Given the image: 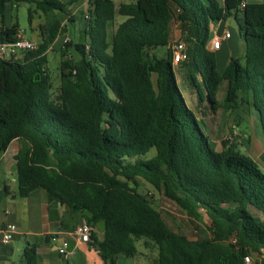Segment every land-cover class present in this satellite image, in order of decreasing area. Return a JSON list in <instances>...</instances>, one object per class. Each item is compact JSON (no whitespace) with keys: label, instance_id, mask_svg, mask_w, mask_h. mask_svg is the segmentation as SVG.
I'll list each match as a JSON object with an SVG mask.
<instances>
[{"label":"trees","instance_id":"1","mask_svg":"<svg viewBox=\"0 0 264 264\" xmlns=\"http://www.w3.org/2000/svg\"><path fill=\"white\" fill-rule=\"evenodd\" d=\"M77 1L0 0L1 16L8 3L28 2V22L36 12L45 19L34 49L0 59V154L19 140L18 195L42 189L68 212H82L92 227L101 223L106 264H116L119 255L134 257L138 240L155 252L153 264H246L247 255L264 264V172L234 143L219 151L210 146L179 88L169 47L176 20L198 100L212 113L251 107L264 132V3L132 0L116 8L113 0H89L82 39L60 49V84L52 96L46 52L62 30L58 14ZM116 14L124 19L108 40ZM229 17L238 25L243 54L230 56L219 72L209 40L212 25ZM18 33L17 22L2 26L0 41ZM68 48L77 56H67ZM151 148L155 153L144 158ZM259 159L264 164V150ZM138 178L192 220H201L203 210L208 231L191 238L172 229L138 191ZM37 247L27 242L19 261L0 264H37Z\"/></svg>","mask_w":264,"mask_h":264},{"label":"rangeland","instance_id":"2","mask_svg":"<svg viewBox=\"0 0 264 264\" xmlns=\"http://www.w3.org/2000/svg\"><path fill=\"white\" fill-rule=\"evenodd\" d=\"M127 1L132 0H123L122 2ZM122 2L116 1V8ZM88 6L89 0H78L75 4L68 7L69 13L58 14L63 23L62 30L46 52L47 67L52 83V96H55L60 84L59 62L62 58L60 49L64 48L63 38L68 36V42L70 41L72 43L78 42L82 39V31L86 22L83 14L87 11ZM29 8H33V4L28 2L8 3L4 7L2 16L0 15V27L8 26L17 22L19 26V33L38 43L40 40L38 25L45 19L41 13L36 12L32 15V21L29 23L27 19V10ZM70 18H72V20H70ZM123 19V16L116 14L114 19L108 23V40L111 39V35ZM225 23L226 26H229L233 31V40H237V43H242L238 33V25L234 18L229 17L225 20ZM174 41H184L181 37L178 22L176 20H172L170 23L169 47ZM184 45L185 50H187L185 43ZM210 48H212L211 45ZM165 50L166 47H163L156 50V52L161 55L165 52ZM68 54L73 57L77 56L72 48H68L67 56ZM173 67L178 78L177 82L182 95L187 105L194 112L200 127L207 133L210 146L214 150L219 151L223 146L225 147L228 144L234 143L240 152L246 153L252 157V159L257 162L259 168L264 172V164L259 159L260 152L264 150V132H262L260 128L255 111L251 107L247 108L246 106H240L238 108L228 109L218 108L216 113H212L207 106L204 107L203 103H199L197 94L187 77L185 61L181 60L176 64L173 63ZM180 84H182V86ZM225 85L226 83L222 82L218 89L217 98L220 101L223 99ZM154 153L155 149L151 148L145 154L144 158L151 157ZM138 184V191L145 194L151 200L152 204L161 212L164 219L172 229L180 233H185L191 238L198 237L202 230L206 232L208 231L210 220L203 210H200L202 217L201 220H192L173 201L166 198L160 191L155 189L148 182L138 178ZM260 217L264 219V214H260ZM97 227L101 228V223H97ZM17 241L19 246L25 244L23 237H18ZM136 247L140 251L147 252L146 255L148 257L146 264H153L151 258L154 256L152 254L154 251L149 252L146 250L143 247L141 240L136 242ZM21 252L16 251L12 260L19 261L21 258ZM255 259L256 256L251 255L247 264H255ZM119 264H132V258L122 256L119 260Z\"/></svg>","mask_w":264,"mask_h":264},{"label":"crops","instance_id":"3","mask_svg":"<svg viewBox=\"0 0 264 264\" xmlns=\"http://www.w3.org/2000/svg\"><path fill=\"white\" fill-rule=\"evenodd\" d=\"M251 1L264 3V0ZM226 29L230 30V37L223 38L219 48L211 46L216 56L219 72L223 70L230 56L237 57L243 54L242 43L233 40V31L229 26H226L225 21H217L212 25L210 45L212 37L221 35ZM19 146V140L13 139L6 150L0 154V192L2 193L0 199V229L6 222H14L17 226V232L9 243L3 244L0 235V254L8 258L4 261L12 260L16 251L21 252L25 244L19 246L17 239L23 237L25 243H36L38 245L37 264H57L61 258L56 252V244L61 239L68 237L70 264H106L100 255V228L93 227L94 237L86 242L70 235L72 228L84 218L82 212H68L63 205L53 202L42 189L26 197L18 195V175L14 156ZM3 186H7V193L2 191ZM146 253V251L137 249V254L130 257L132 258V264H146L148 257ZM152 254L155 255L154 252ZM122 256L117 257L116 264H119Z\"/></svg>","mask_w":264,"mask_h":264},{"label":"built area","instance_id":"4","mask_svg":"<svg viewBox=\"0 0 264 264\" xmlns=\"http://www.w3.org/2000/svg\"><path fill=\"white\" fill-rule=\"evenodd\" d=\"M114 3L116 1L122 2L123 0H113ZM243 6V4H242ZM84 18H89V13L86 11L84 14ZM230 37V30L226 29L221 35H215L211 39V46L213 48H219V46L222 44V39H226ZM69 40L68 36H65L63 38V42H67ZM37 43L34 40L28 39L23 34L18 33L16 38L11 41H0V59H9L13 56H16L18 53H20L23 50H30L34 49L36 47ZM171 56H172V62L178 63L181 60H184L187 58V54L185 51V45L181 41H174L171 46ZM93 231V227L88 224V222L85 220V218L82 219V221L75 225L70 235L76 236L80 241L86 242L90 241L91 234ZM17 232V226L14 222H6L4 226L0 229V235H1V242L3 244L9 243L13 236ZM231 242H235L236 237L232 235L229 239ZM69 246V239L63 238L56 244V252L60 256L61 260L57 264H69L70 259V250L68 248ZM250 256H244V261L249 262Z\"/></svg>","mask_w":264,"mask_h":264},{"label":"water","instance_id":"5","mask_svg":"<svg viewBox=\"0 0 264 264\" xmlns=\"http://www.w3.org/2000/svg\"><path fill=\"white\" fill-rule=\"evenodd\" d=\"M182 86V84H180ZM58 205H61L60 203H57ZM8 260V258L5 255L0 254V261Z\"/></svg>","mask_w":264,"mask_h":264}]
</instances>
